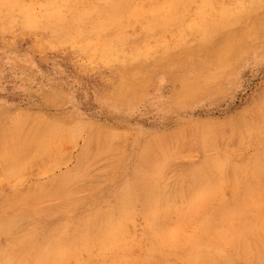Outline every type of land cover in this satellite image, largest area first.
Wrapping results in <instances>:
<instances>
[{"label": "rangeland", "instance_id": "obj_1", "mask_svg": "<svg viewBox=\"0 0 264 264\" xmlns=\"http://www.w3.org/2000/svg\"><path fill=\"white\" fill-rule=\"evenodd\" d=\"M15 1L0 0V252L10 263L193 264L199 243L211 244L209 264H264V225L244 248L232 238L238 216L223 217L252 218L249 204L264 203V0ZM124 207L114 234L67 240Z\"/></svg>", "mask_w": 264, "mask_h": 264}, {"label": "bare ground", "instance_id": "obj_2", "mask_svg": "<svg viewBox=\"0 0 264 264\" xmlns=\"http://www.w3.org/2000/svg\"><path fill=\"white\" fill-rule=\"evenodd\" d=\"M15 0H13V2H14ZM18 1V0H17ZM47 1V0H46ZM84 1H86V0H84ZM123 1V0H122ZM205 1V0H204ZM135 2V1H134ZM15 4H16V1L14 2ZM20 3V2H19ZM123 3V2H122ZM33 4V3H32ZM93 4H95L94 2H93ZM101 5H102V3H100ZM106 4H107V2H106ZM118 4H121V3H118ZM128 4V1H127V3H126V5ZM200 4V3H199ZM5 5V4H4ZM11 5V4H10ZM91 5V4H90ZM96 5V4H95ZM105 5V4H104ZM103 5V6H104ZM125 5V6H126ZM128 5H130V3L128 4ZM261 5V4H260ZM42 6V5H41ZM92 6V5H91ZM96 6H98V5H96ZM4 7H6V6H4ZM15 7V6H14ZM29 7V6H28ZM89 7V6H88ZM87 7V8H88ZM107 7H108V4H107ZM200 7V6H199ZM198 7V8H199ZM213 7V6H212ZM110 8V7H109ZM108 8V9H109ZM12 9H15V8H12ZM43 9V8H42ZM106 9V8H105ZM118 9H120L119 7H118ZM117 9V10H118ZM255 9V8H254ZM8 10V9H7ZM7 10H6V12H7ZM117 10H115V11H117ZM142 10V9H141ZM199 10V9H198ZM1 11H3L2 10V8H1ZM11 11V10H10ZM10 11H9V13L8 14H10ZM109 11V10H108ZM122 11V9H120L119 10V12H121ZM130 11H132L133 12V10H130ZM153 11V10H152ZM217 11V10H216ZM34 12H37V11H34ZM2 13V12H1ZM5 13V12H4ZM93 13V12H92ZM199 13H200V11H199ZM13 14V13H12ZM139 14V13H138ZM154 14V13H153ZM184 14H187V13H184ZM47 15V14H46ZM80 15H81V13H80ZM112 15V14H111ZM183 15V14H182ZM197 15H199V14H197ZM2 16H4V15H2ZM1 16V17H2ZM8 16V15H7ZM19 16H21V15H19ZM108 16V15H107ZM110 16V15H109ZM184 16V15H183ZM238 18H240L241 19V17H240V15H239V13H238ZM6 17V16H5ZM11 17V16H10ZM9 17V18H10ZM37 17V16H36ZM85 17V16H84ZM83 17V18H84ZM120 17V16H119ZM181 17V16H180ZM88 18V17H87ZM116 18V17H115ZM139 18V17H138ZM237 18V19H238ZM1 19V18H0ZM111 19V18H110ZM2 20V19H1ZM4 20V19H3ZM9 20V19H8ZM17 20V19H16ZM20 20H21V18H20ZM23 20V19H22ZM139 20V19H138ZM160 20V19H159ZM165 20V19H164ZM191 20V19H190ZM236 20V19H235ZM13 21V20H12ZM42 21V20H41ZM83 21V20H82ZM103 21V20H102ZM109 21H111V20H109ZM153 21V20H152ZM54 22V21H53ZM60 22V21H59ZM84 22H85V20H84ZM136 22V21H135ZM163 22V21H162ZM230 23H231V21H229ZM2 23V22H1ZM7 23V22H6ZM62 23V22H61ZM63 23H65V22H63ZM89 23V22H88ZM92 23V22H91ZM108 23H110V22H108ZM112 23V22H111ZM134 23V22H133ZM152 23V22H151ZM154 23V22H153ZM157 23V22H156ZM176 23V22H175ZM3 24V23H2ZM20 24V23H19ZM52 24H54V23H52ZM140 24V23H139ZM229 24V23H228ZM18 25V24H17ZM55 25V24H54ZM83 24H81V26H82ZM89 25V24H88ZM95 25V24H94ZM106 25V24H105ZM109 25H111V24H109ZM109 25H108V28H109ZM144 25V24H143ZM96 26H98L97 25V23H96ZM100 26V25H99ZM147 26V25H146ZM164 26V25H163ZM180 26H181V24H180ZM224 26V25H223ZM226 26V25H225ZM64 27V26H63ZM75 27V26H74ZM90 27V26H89ZM102 27V26H101ZM128 27V26H127ZM131 27H133V26H131ZM140 26H138V28H139ZM144 27V26H143ZM43 28V27H42ZM46 28V27H45ZM58 28V27H57ZM92 28H93V26H92ZM100 28V27H99ZM103 28V27H102ZM164 28V27H163ZM177 28H178V26H177ZM14 29H16V28H14ZM48 28H46V30H47ZM63 29V28H62ZM65 29H67V28H65ZM124 29V28H123ZM122 29V30H123ZM127 29V28H126ZM133 29V28H132ZM155 29V28H154ZM153 29V30H154ZM157 29H158V27H157ZM165 29V28H164ZM170 29V28H169ZM45 30V31H46ZM64 30V29H63ZM94 30V29H93ZM92 30V31H93ZM101 30V29H100ZM145 30V29H144ZM149 30V29H148ZM65 31V30H64ZM67 31V30H66ZM90 31V30H89ZM105 31V30H104ZM134 31V30H133ZM138 31H139V29H138ZM170 31V30H169ZM179 31V30H178ZM196 31V30H195ZM119 32V31H118ZM135 32V31H134ZM133 32V33H134ZM57 33V32H56ZM63 33V32H62ZM67 33V32H66ZM69 33V32H68ZM74 33V32H73ZM89 33V32H88ZM91 33V32H90ZM103 33V32H102ZM113 33V32H112ZM132 33V34H133ZM139 33V32H138ZM147 33V32H146ZM60 34V33H59ZM83 34V33H82ZM98 34V33H97ZM161 34V33H160ZM117 35V34H116ZM135 35V34H134ZM144 35V34H143ZM159 35V34H158ZM164 35V34H163ZM62 36V35H61ZM82 36V35H81ZM87 36V35H86ZM150 36V35H149ZM152 36V35H151ZM160 36V35H159ZM167 36V35H166ZM171 36V35H170ZM169 36V37H170ZM49 37V36H48ZM85 37V36H84ZM127 37V36H126ZM63 38V37H62ZM79 38V37H78ZM117 38V37H116ZM115 38V39H116ZM147 38V37H146ZM80 39V38H79ZM83 39V38H82ZM148 39H149V37H148ZM172 39V38H171ZM41 40H43V39H41ZM50 40V39H49ZM71 40V39H70ZM81 40V39H80ZM108 40H110V39H108ZM127 40V39H126ZM135 39H133V41H134ZM157 40V39H156ZM155 40V41H156ZM164 40L166 41V39L164 38ZM170 40V39H169ZM182 40V39H181ZM44 41V40H43ZM112 41V40H111ZM116 41V40H115ZM151 41V40H150ZM160 42L162 41V40H159ZM114 42V41H113ZM145 42H146V40H145ZM45 43V42H44ZM43 43V44H44ZM47 43V42H46ZM110 43V42H109ZM42 44V43H41ZM108 44V43H107ZM130 44V43H129ZM144 44H146V43H144ZM128 45V44H127ZM152 45V44H151ZM165 45V44H164ZM129 46V45H128ZM148 46V45H147ZM46 47V46H45ZM54 47V46H53ZM154 48V47H153ZM120 49V48H119ZM141 49V48H140ZM125 50V49H124ZM136 50V49H135ZM89 51V50H88ZM122 51V50H121ZM128 51V50H127ZM138 51V50H137ZM137 53H139V52H137ZM131 54V53H130ZM135 55L136 53H132V55ZM141 54V53H140ZM9 55V54H8ZM137 55V54H136ZM116 56H118V55H116ZM120 57V56H119ZM93 65V64H92ZM263 97V96H262ZM259 110V109H258ZM242 118V117H241ZM42 122V121H41ZM40 122V123H41ZM40 123H38V124H40ZM40 126V125H39ZM42 126H44V125H42ZM68 126V125H67ZM73 127V126H72ZM75 127V126H74ZM65 129V128H64ZM71 129V128H70ZM75 129V128H74ZM82 129V128H81ZM234 129V128H233ZM238 129V128H237ZM30 130V129H29ZM77 130V129H76ZM83 130V129H82ZM39 131V130H38ZM224 131H226V130H224ZM4 132V131H3ZM67 132V131H66ZM71 132V131H70ZM74 132V131H73ZM181 132V131H180ZM76 133V132H75ZM79 133V132H78ZM215 133V132H214ZM5 134V133H4ZM176 134H177V132H176ZM183 134V133H182ZM206 134V133H205ZM209 134H210V132H209ZM222 134H224V133H222ZM226 134V133H225ZM224 134V135H225ZM184 135V134H183ZM187 135V134H186ZM212 135V134H211ZM237 135L238 134H236V137H237ZM253 135V134H252ZM73 136V135H72ZM75 136V135H74ZM177 136V135H176ZM190 136V135H189ZM209 136V135H208ZM213 136V135H212ZM239 136V135H238ZM241 136V135H240ZM243 136V135H242ZM31 137V139H33L32 138V135L30 136ZM29 137V138H30ZM180 137V136H179ZM220 137V136H219ZM218 137V138H219ZM232 138H235V137H233V136H231ZM176 138H178V137H176ZM176 138H173L174 140L176 139ZM192 138V137H191ZM216 138V137H215ZM222 138H223V136H222ZM217 139V138H216ZM220 139V138H219ZM242 139V138H241ZM218 140V139H217ZM243 140V139H242ZM229 141V140H228ZM239 141V140H238ZM15 142H16V140H15ZM207 142V141H206ZM219 142V141H218ZM221 142V141H220ZM245 142V141H244ZM108 143V142H107ZM210 143H213V142H210ZM230 143V142H229ZM109 144V143H108ZM156 144V143H155ZM192 144V143H191ZM219 144V143H218ZM253 144V143H252ZM105 145H106V143H105ZM149 145V144H148ZM205 145V144H204ZM214 145H216V144H214ZM229 145H231V143L229 144ZM240 145V144H239ZM238 145V146H239ZM155 146V145H154ZM167 146V145H166ZM228 146V145H227ZM242 146V145H241ZM9 147V145L7 146V148ZM19 148H21L20 146H18ZM113 147V146H112ZM120 147V146H119ZM159 147V146H158ZM203 147V146H202ZM108 148V147H107ZM146 148V147H145ZM149 148V147H148ZM167 148H169V147H167ZM171 148V147H170ZM212 148V147H211ZM211 148H209V149H211ZM226 148V147H225ZM224 148V149H225ZM244 148V147H243ZM101 149H102V147H101ZM166 149V148H165ZM191 150H193L192 148H190ZM209 149H207V150H209ZM217 149V148H216ZM232 149V148H231ZM240 149V148H239ZM1 150V149H0ZM103 150H104V148H103ZM110 150V149H109ZM148 150V149H147ZM204 150H205V148H204ZM219 150H221V149H219ZM219 150H218V152H219ZM228 150H230V149H228ZM243 150V149H242ZM144 151V150H143ZM162 151V150H161ZM165 151V150H164ZM167 151V150H166ZM172 151H174V150H172ZM201 151V150H200ZM223 151V150H222ZM231 151H233V150H231ZM244 151V150H243ZM145 152H146V150H145ZM144 152V153H145ZM157 152H159V151H157ZM191 152V151H190ZM193 152V151H192ZM205 152V151H204ZM208 152V151H207ZM0 153H2V152H0ZM126 153V152H125ZM160 153V152H159ZM162 153H164V152H162ZM171 153V152H170ZM225 153H226V151H225ZM228 153H229V151L227 152V154H225L226 156L228 155ZM236 153V152H235ZM256 153V152H255ZM110 154H112L111 152H110ZM117 154V153H116ZM119 154V153H118ZM124 154V153H123ZM215 154V153H214ZM222 154V153H221ZM21 155V154H20ZM19 155V156H20ZM83 155V154H82ZM104 155V154H103ZM120 155V154H119ZM193 155V154H192ZM194 155H196V154H194ZM15 156V155H14ZM233 156V155H232ZM257 156V155H256ZM256 156H255V159H256ZM102 157V156H101ZM133 157V156H132ZM189 157V156H188ZM234 157V156H233ZM237 157V156H236ZM82 158V157H81ZM110 158V157H109ZM137 158V157H136ZM150 158H152V157H150ZM192 158V157H191ZM217 158V157H216ZM219 158H221V157H219ZM229 158V156H227V159ZM232 158V157H231ZM258 158H259V156H258ZM103 159V158H102ZM106 159H107V157H106ZM112 159V158H111ZM144 159H145V157H144ZM222 159V158H221ZM234 159V158H233ZM254 159V158H253ZM1 160V159H0ZM132 160V159H131ZM136 160V159H135ZM189 160H191V159H189ZM232 160V159H231ZM7 161H8V158H7ZM13 161L14 160H12V161H10V162H12L13 163ZM116 161V160H115ZM151 161V160H150ZM168 161H170V160H168ZM173 161V160H172ZM228 161H229V159L227 160V162H226V160H225V158H224V162L225 163H228ZM126 162V161H125ZM1 163V162H0ZM104 163H106V161L104 162ZM103 163V164H104ZM108 163V162H107ZM120 163V162H119ZM175 163V162H174ZM197 163V162H196ZM11 164V163H10ZM9 164V161H8V165H10ZM112 164V163H111ZM118 164V163H117ZM229 164V163H228ZM259 164V163H258ZM7 165V163L5 164V166ZM7 165V166H8ZM109 165V164H108ZM225 165V164H224ZM223 165V162L222 161H217V160H215V163H213V164H211V166L214 168V170L212 171L213 173L215 172V173H217V174H219V175H223L224 174V166ZM112 166V165H111ZM140 166V165H139ZM138 166V167H139ZM152 166V165H151ZM155 166V165H154ZM162 167H164L163 165H161ZM161 166L159 167V168H161ZM167 166H168V164H167ZM166 166V167H167ZM169 166H170V164H169ZM228 166V165H227ZM103 167H105V166H103ZM116 167V166H115ZM119 167V166H118ZM127 167V166H126ZM130 167V166H129ZM142 167V166H141ZM155 167H157V166H155ZM208 167H209V165H208ZM253 167H254V165H253ZM158 168V169H159ZM165 168V167H164ZM172 168V167H171ZM259 168V167H258ZM105 169V168H104ZM110 168L108 167V170H109ZM140 169V168H139ZM257 169V168H256ZM80 170V169H79ZM120 170V169H119ZM155 170V169H154ZM177 170V169H176ZM207 170V169H206ZM206 170H204V172H206ZM227 170V169H226ZM251 170V169H250ZM257 170H259V169H257ZM74 171V170H73ZM116 171V170H115ZM126 171V170H125ZM128 171V170H127ZM162 171V170H161ZM165 171H167L166 169H165ZM173 171H175V170H173ZM256 171V170H255ZM106 172V171H105ZM119 172V171H118ZM176 172V171H175ZM174 172V173H175ZM125 173V172H124ZM123 173V174H124ZM141 173H143V172H141ZM161 173V172H160ZM165 173V172H164ZM163 173V174H164ZM262 173V172H261ZM76 174H77V172H76ZM119 174V173H118ZM144 174H146V173H144ZM157 174V173H156ZM251 174H253V172L251 173ZM74 175V174H73ZM154 175V174H153ZM165 175V174H164ZM164 175H163V177H164ZM169 175V174H168ZM258 175V177H259V174H257ZM55 176V175H54ZM150 176V175H149ZM69 177V176H68ZM151 177V176H150ZM156 177V176H155ZM217 176L215 175V177L214 178H216ZM254 177H256V176H254ZM257 177V178H258ZM262 177H263V175H262ZM54 178V177H53ZM70 178V177H69ZM121 178V177H120ZM160 178H161V176H160ZM208 178V177H207ZM1 179V178H0ZM74 180H75V178H73ZM112 179V178H111ZM156 179V178H155ZM163 179V178H162ZM263 179V178H262ZM76 180H78V179H76ZM160 180V179H159ZM167 180V179H166ZM223 180V179H222ZM264 180V179H263ZM65 181V180H64ZM73 181V180H72ZM71 181V182H72ZM161 181V180H160ZM167 181H169V180H167ZM221 181V180H220ZM228 181V180H227ZM70 182V183H71ZM78 182V181H77ZM158 182V181H157ZM162 182V181H161ZM183 182V181H182ZM236 182V181H235ZM254 182H256V181H254ZM55 183V182H54ZM57 183V182H56ZM60 183H62V182H60ZM66 183V182H65ZM100 183H102V182H100ZM108 183V182H107ZM106 183V184H107ZM129 183H130V180H129ZM167 183V182H166ZM229 183V182H228ZM69 184V183H68ZM73 184V183H72ZM80 184V183H79ZM99 184V183H98ZM97 184V185H98ZM112 184V183H111ZM117 184V183H116ZM127 184H128V181H127ZM221 184V183H220ZM75 185H77V183L75 184ZM101 185V184H100ZM121 185V184H120ZM199 185V184H198ZM197 185V186H198ZM229 185V184H228ZM246 185V184H245ZM55 186V185H54ZM85 186V185H84ZM88 186V185H87ZM87 186H85V188L87 187ZM95 186V185H94ZM156 186H158V185H156ZM174 186H175V184H174ZM248 186H251V185H248ZM257 186V185H256ZM255 186V187H256ZM259 186V185H258ZM50 187V186H49ZM104 187V186H103ZM170 187H172V186H170ZM226 187V186H225ZM51 188H52V186H51ZM61 188H62V185H61ZM65 188V187H64ZM68 188V187H67ZM73 188H74V186H73ZM94 188V187H93ZM159 188H161V187H159ZM205 188V187H204ZM203 188V189H204ZM244 188H246V187H244ZM254 188V187H253ZM258 188V187H257ZM256 188V189H257ZM79 189V188H78ZM78 189H76L77 190V192H78ZM166 189H168V188H166ZM173 189V188H172ZM229 189V188H228ZM248 189V188H247ZM246 189V190H247ZM250 189H252V188H249V190ZM261 189V188H260ZM33 190H36L35 188L33 189ZM46 190V189H45ZM59 190H61V189H59ZM64 190V189H63ZM70 190V189H69ZM72 190L73 189H71L70 191L72 192ZM83 190V189H82ZM156 190V189H155ZM160 190V189H159ZM162 190V189H161ZM183 190V189H182ZM197 189L195 188V191H196ZM262 190V189H261ZM69 191V192H70ZM90 191V190H89ZM88 191V192H89ZM151 191V190H150ZM168 191V190H167ZM174 191V190H173ZM201 191V190H200ZM228 191V190H227ZM252 192H253V190H251ZM46 192V191H45ZM63 191H61L60 193H62ZM67 192V191H66ZM152 192H154V191H152ZM171 192V191H170ZM206 192H207V189H206ZM24 193V192H23ZM31 193V192H30ZM50 193V192H49ZM59 192L57 193L58 195L60 194ZM151 193V192H150ZM169 193V192H168ZM174 193V192H173ZM178 193V192H177ZM181 193H183V192H181ZM199 193V192H198ZM202 193V192H201ZM224 193V192H223ZM256 193V192H255ZM45 194V193H44ZM63 194H65V192H63ZM62 194V195H63ZM77 194V193H76ZM83 194V193H82ZM152 194V193H151ZM194 194H197V193H194ZM206 194V193H205ZM208 194V193H207ZM243 194H244V192H243ZM31 195V194H30ZM80 195V194H79ZM110 195V194H109ZM162 195V194H161ZM166 195V194H165ZM215 195V194H214ZM223 195V194H222ZM242 194H240V196H241ZM257 195V194H256ZM69 196V195H68ZM150 196V195H149ZM164 196V195H163ZM183 197H184V195H182ZM201 196V195H200ZM225 196V195H224ZM69 197H71V196H69ZM68 197V198H69ZM74 197H76L75 195L73 196V198ZM110 197V196H109ZM196 197V196H195ZM212 197V196H211ZM244 199H245V197L244 196H242ZM28 198V197H27ZM65 198V197H64ZM68 198H65L64 200H63V198H62V200H61V198H60V200L61 201H65L66 199L68 200ZM80 198V197H79ZM154 198H157V194H155L154 195ZM153 198V199H154ZM164 198V197H163ZM180 198H182L181 196H180ZM199 198V197H198ZM200 198H202V197H200ZM208 198V197H207ZM224 198V197H223ZM247 198V197H246ZM261 198V197H260ZM183 199V198H182ZM214 199V198H213ZM236 199V198H235ZM51 200V199H50ZM56 200V199H55ZM60 200L58 201V202H60ZM67 200L65 201L66 202V204H67ZM70 201H72L71 199H69ZM203 200V199H202ZM205 200V199H204ZM224 200V199H223ZM237 200V199H236ZM241 200H242V198H241ZM249 200H250V198H249ZM69 201V202H70ZM150 201H152V199L150 200ZM149 201V202H150ZM194 201H195V199H194ZM199 201V200H198ZM205 201H207V200H205ZM225 201H226V199H225ZM244 201H246V200H244ZM224 202V201H223ZM237 202V201H236ZM251 202V201H250ZM253 203H250L249 205H252V207H255L256 208V210H257V214L254 216V215H251V216H254V217H252V218H248V217H245L242 213H243V211H242V213L241 212H236V209H235V211H224V213H223V217H224V219L225 218H229V216H232V217H234L235 215H237L238 216V222L240 223V229L238 230V231H236L235 233L236 234H232V238L234 237V236H237V240L240 242V245H241V247L244 245V248H245V245H247L248 244V242L249 241H254V239L257 237V236H259L258 234V227L259 226H261L262 227V225H264V203H260V202H254V201H252ZM35 203V202H34ZM40 203V202H39ZM159 203V202H158ZM219 203V202H218ZM41 204V203H40ZM54 204H55V202H54ZM53 204V205H54ZM66 204H65V206H66ZM69 204V203H68ZM67 204V205H68ZM140 204V203H139ZM196 204V203H195ZM221 203H219V205H220ZM225 204V203H224ZM239 204H241V202L239 203ZM49 205V204H48ZM59 205H60V203H59ZM84 205V204H83ZM190 205V204H189ZM222 205V204H221ZM231 205H233V204H231ZM247 205H248V203H247ZM47 206V205H46ZM51 206V205H50ZM64 206V205H63ZM87 206V205H86ZM139 206V205H138ZM137 206V207H138ZM190 206H193L192 204L190 205ZM201 206V205H200ZM56 207V206H55ZM83 207V206H82ZM189 207V206H188ZM206 207H207V205H206ZM208 207H209V205H208ZM235 207V206H234ZM247 207V206H246ZM43 208H44V206H43ZM47 208V207H46ZM50 208H52V207H50ZM59 208V207H58ZM61 208V207H60ZM104 208V207H103ZM193 208V207H192ZM210 208V207H209ZM219 208V207H218ZM226 208H228V206L226 207ZM226 208H224V209H226ZM232 208V207H231ZM39 209V208H38ZM41 209V208H40ZM45 209V208H44ZM61 209H63V208H61ZM106 209V208H105ZM186 209V208H185ZM42 210V209H41ZM82 211H83V209H81ZM128 210H129V208L128 207H124L123 209H120L118 212H112L111 214H104V215H100V214H96L95 216H94V218H92V220L90 221V222H88L85 226H83L81 229H79V234L76 236V237H73V238H71V239H67L70 243H73L74 242V240L75 239H78V238H81V237H83V236H86V235H90V236H92V237H98V236H109V235H112V234H114L116 231H118V230H120V227H121V222H122V219H121V216L124 214V213H126V212H128ZM137 210H138V208H137ZM191 210V209H190ZM204 210V209H203ZM233 210V209H232ZM47 211H48V209H47ZM51 211V210H50ZM78 211H80V210H78ZM112 211H113V209H112ZM187 211H188V209H187ZM196 211V210H195ZM201 211V210H200ZM218 211H221V210H218ZM253 211V210H252ZM251 211V212H252ZM55 212V211H54ZM198 212H199V210H198ZM206 212H208V210L206 211ZM205 212V213H206ZM16 213V212H15ZM188 213V212H187ZM204 213V212H203ZM245 213V212H244ZM35 214V213H34ZM37 214V213H36ZM50 214V213H49ZM52 214H53V212H52ZM68 214V213H67ZM77 214V213H76ZM115 214V215H114ZM194 215L196 214V213H193ZM69 215V214H68ZM182 215H184V213L182 214ZM197 215V214H196ZM128 216V215H127ZM137 216V215H136ZM187 216V215H186ZM190 216H192V215H190ZM189 216V217H190ZM250 216V215H249ZM61 218H63L62 216H61ZM185 218V217H184ZM192 217H190V219H191ZM211 218V217H210ZM138 219V218H137ZM196 219V218H195ZM31 220V219H30ZM51 220V219H50ZM188 220V219H187ZM204 220V219H203ZM223 220V218L220 220V221H222ZM226 220V219H225ZM224 220V221H225ZM236 220V219H235ZM28 221V220H27ZM33 221H35V220H33ZM39 221V220H38ZM41 221V220H40ZM212 220H210L209 222H211ZM216 221V220H215ZM223 221V222H224ZM35 222H37V221H35ZM181 222V221H180ZM189 222V221H188ZM187 222V223H188ZM193 222V221H192ZM196 222V221H195ZM235 222V221H234ZM30 223V222H29ZM40 223V222H39ZM176 223V222H175ZM179 223V222H178ZM191 223V222H190ZM200 223V222H199ZM211 223H213V222H211ZM219 223V222H218ZM226 223V222H225ZM231 223V222H230ZM24 225H25V223H23ZM37 224V223H36ZM207 224H209V223H207L206 222V224H204V225H207ZM227 224H229V223H227ZM226 224V225H227ZM237 224V223H236ZM11 225H13V224H11ZM27 225H29V224H27ZM31 225H33V224H31ZM69 225V224H68ZM170 225H171V223H170ZM184 225H185V223H184ZM200 225V224H199ZM219 225V224H218ZM222 225H224V223L222 224ZM235 225V224H234ZM48 226V225H47ZM142 226V225H141ZM186 226V225H185ZM194 226V225H193ZM201 226V225H200ZM209 226V225H208ZM238 226V225H237ZM4 228L3 227V225L2 226H0V228ZM12 227V226H11ZM44 227V226H43ZM166 227V226H165ZM170 227V226H169ZM177 227H179L178 225H177ZM181 227V226H180ZM188 227V226H187ZM220 227V226H219ZM218 227V228H219ZM222 227V226H221ZM226 227V226H225ZM225 227H223L224 228V231H225ZM232 227H233V225H232ZM231 227V228H232ZM20 228V227H19ZM47 228H49V227H47ZM128 228H130L129 226H128ZM182 228V227H181ZM195 228V227H194ZM226 228H228V227H226ZM231 228H229V229H231ZM239 228V227H238ZM237 228V229H238ZM5 229V228H4ZM11 230H12V232H13V229L12 228H10ZM131 229V228H130ZM163 229V228H162ZM167 229V228H166ZM178 229V228H177ZM183 229V228H182ZM185 229H186V227H185ZM214 229H216L215 227H214ZM263 228H261V230H262ZM3 230V229H2ZM17 230H19V229H17ZM71 230H72V228H71ZM170 230H172V229H170ZM27 231H28V229H27ZM46 231V230H45ZM128 231H130V230H128ZM173 231H176V229L175 230H173ZM184 231H186V230H184ZM197 231V230H196ZM213 231V230H212ZM228 231V230H227ZM262 231H264V229L262 230ZM2 232H4V231H2ZM8 232V231H7ZM70 232V231H69ZM141 232V231H140ZM168 232V231H167ZM170 232V231H169ZM169 232L167 233V234H169ZM221 232V231H220ZM229 232V231H228ZM231 232V231H230ZM233 232V231H232ZM9 233H10V230H9ZM123 233V232H122ZM127 233V232H126ZM177 233V232H176ZM206 233V232H205ZM211 233V232H210ZM210 233L208 234V235H210ZM225 233V232H224ZM227 233V232H226ZM264 233V232H263ZM128 234V233H127ZM166 234V235H167ZM180 234V233H179ZM214 234V233H213ZM75 235V234H74ZM194 235V234H193ZM204 235V234H203ZM215 235V234H214ZM216 235H218V234H216ZM219 235L221 236V234L219 233ZM172 236H174V235H172ZM176 236H177V234H176ZM185 236V235H184ZM189 236V235H188ZM199 236V235H198ZM205 236V235H204ZM212 236V235H211ZM219 236V237H220ZM224 236H225V234H224ZM4 237V236H3ZM87 237V236H86ZM123 237V236H122ZM206 237H207V235H206ZM210 237V236H209ZM146 238V237H145ZM181 238H182V236H181ZM185 238V237H184ZM199 238V237H198ZM208 238V237H207ZM226 238H227V236H226ZM231 238V237H230ZM231 238V239H232ZM262 238H264V237H262ZM173 239V238H172ZM178 239V238H177ZM180 239V238H179ZM200 239V238H199ZM204 239V238H203ZM219 239H222L221 237L219 238ZM259 239H261L260 237H259ZM14 240V239H13ZM19 240V239H18ZM100 240H101V238H100ZM174 240V239H173ZM207 240V239H206ZM21 241V240H20ZM95 241H97V240H95ZM94 240H93V242H95ZM175 241V240H174ZM173 241V242H174ZM184 241V240H183ZM200 241V240H199ZM205 241V240H204ZM203 241V242H204ZM232 241H233V239H232ZM16 242H18V241H16ZM100 242V241H99ZM238 242V243H239ZM18 243H20V242H18ZM17 243V244H18ZM87 243V242H86ZM106 243V242H105ZM180 243V242H179ZM198 243V242H197ZM220 243V242H219ZM229 243V242H228ZM236 242H234V244H235ZM10 244V243H9ZM16 244V245H17ZM48 244V243H47ZM82 244V243H81ZM85 244V243H84ZM88 244V243H87ZM86 244V245H87ZM92 245H93V243H91ZM97 244V243H96ZM95 244V245H96ZM101 244V243H100ZM185 244V243H184ZM188 244V243H187ZM199 244V243H198ZM198 244H196L193 248H192V250H191V260H192V263L194 264H209V262H208V260H207V255H208V252H210V251H208V247L209 246H211V244H209V246H205V248H204V244L202 245L203 246V248H202V246L200 245H198ZM230 244H231V242H230ZM233 244V245H234ZM250 244V243H249ZM252 244V243H251ZM15 245V246H16ZM98 245V244H97ZM105 245V244H104ZM193 245V244H192ZM207 245V244H206ZM263 245H264V243H263ZM9 246V245H8ZM7 246V247H8ZM13 247H14V244L12 245ZM71 246H72V244H71ZM71 246H69L70 248H71ZM236 246V245H235ZM239 246V245H238ZM249 246L250 245H248V248H249ZM10 247H11V244H10V246H9V249H10ZM81 247V246H80ZM98 247V246H97ZM96 247V248H97ZM101 247V246H100ZM120 247V246H119ZM212 247H213V245H212ZM82 248V247H81ZM122 248V247H121ZM134 248V247H133ZM213 248H215V246L213 247ZM217 248V247H216ZM215 248V249H216ZM219 248V247H218ZM238 248V247H237ZM236 248V250H238ZM247 248V249H248ZM86 249V248H85ZM102 249V248H101ZM100 249V250H101ZM189 249H191V248H189ZM214 249V250H215ZM234 249V248H233ZM247 249L245 250V251H247ZM264 249V248H263ZM4 250H5V247H4ZM72 250H73V248H72ZM80 250V249H79ZM87 250V249H86ZM96 250V249H95ZM99 250V251H100ZM134 250V249H133ZM218 250V249H217ZM13 251H15V250H12V252ZM68 251H69V249H68ZM93 251V250H92ZM110 251V250H109ZM128 251V250H127ZM132 251V250H131ZM220 251V250H219ZM249 251H251V250H249ZM249 251H247V252H249ZM260 250H258V252H259ZM50 250L48 249V250H46V252L44 251L43 252V254H42V258H40V261H41V263L45 260V258L48 256V254H50ZM70 252H71V250H70ZM73 252V251H72ZM120 252H121V250H120ZM119 252V253H120ZM129 252H130V250H129ZM186 252H188V251H186ZM189 252H190V250H189ZM221 252H223V251H221ZM234 252H235V249H234ZM241 252V251H240ZM246 252V253H247ZM78 253V252H77ZM91 253V252H90ZM122 253H123V251H122ZM121 253V254H122ZM128 253V252H127ZM252 253V252H251ZM261 253V252H260ZM57 254V253H56ZM59 254H60V252H59ZM84 254V253H83ZM87 254V253H86ZM89 254V253H88ZM99 254V253H98ZM63 255V254H62ZM69 255H71L70 253H69ZM74 255V254H73ZM82 255V254H81ZM113 255V254H112ZM237 255H238V253H237ZM240 255V254H239ZM238 255V256H239ZM250 256H251V254H249ZM258 255H260V254H258ZM83 256V255H82ZM90 256V255H89ZM118 256V255H117ZM128 256V255H127ZM248 256V255H247ZM262 256V255H261ZM9 257H11V254H9V251L7 250L6 252H0V264H11L10 262L13 260L12 259V257L11 258H9ZM61 257V256H60ZM68 257V256H67ZM66 257V258H67ZM75 257V256H74ZM106 257H108V256H106ZM75 258H77V257H75ZM83 258H84V256H83ZM91 258V257H90ZM120 258V257H119ZM122 258V257H121ZM125 258V257H124ZM185 258V257H184ZM244 258V257H243ZM10 259H12L11 261H10ZM52 259V258H51ZM56 259V258H55ZM59 259V258H58ZM57 259V260H58ZM63 259H65V258H63ZM87 259H88V257H87ZM86 259V260H87ZM114 259V258H113ZM112 259V260H113ZM157 259V258H156ZM155 259V260H156ZM245 259V258H244ZM250 259H251V257H250ZM29 260V259H28ZM65 260H68V259H65ZM95 260V259H94ZM93 260V261H94ZM102 261H103V258L101 259ZM100 260V261H101ZM106 259L104 258V261H105ZM153 260V259H152ZM158 260V259H157ZM187 260H189V259H187ZM252 260V259H251ZM51 261V260H50ZM59 261V260H58ZM73 261V260H72ZM83 262H84V260H82ZM92 261V262H93ZM111 261V260H110ZM115 262H116V260H114ZM174 261V260H173ZM243 261V260H242ZM246 261V260H245ZM259 261H260V259H259ZM53 262V261H52ZM51 262V263H52ZM67 262V261H66ZM91 262V263H92ZM113 262V261H112ZM163 262H165V261H163ZM29 263V262H28ZM63 263V262H62ZM61 263V264H62ZM88 263V262H87ZM90 263V264H91ZM98 263V262H97ZM100 263V262H99ZM106 262H104V264H105ZM154 263V262H153ZM157 263H159L158 261H157ZM167 263V262H166ZM56 264V263H55ZM89 264V263H88ZM115 264V263H114ZM120 264V263H119ZM125 264V263H124ZM133 264V263H132ZM156 264V263H155ZM160 264H162V262L160 263ZM259 264H261L260 262H259Z\"/></svg>", "mask_w": 264, "mask_h": 264}]
</instances>
